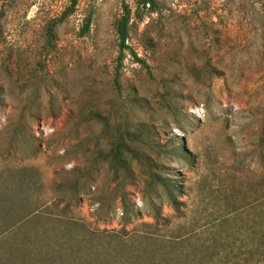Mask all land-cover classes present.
I'll return each instance as SVG.
<instances>
[{"label": "rangeland", "instance_id": "rangeland-1", "mask_svg": "<svg viewBox=\"0 0 264 264\" xmlns=\"http://www.w3.org/2000/svg\"><path fill=\"white\" fill-rule=\"evenodd\" d=\"M123 3L136 10L79 0L50 44L72 0H0V197L14 202L0 207V256L31 240L69 249L61 264H176L171 250L264 264V0H156L128 40L148 67L118 58ZM120 125L125 164L111 158ZM152 166L179 185V209Z\"/></svg>", "mask_w": 264, "mask_h": 264}, {"label": "trees", "instance_id": "trees-1", "mask_svg": "<svg viewBox=\"0 0 264 264\" xmlns=\"http://www.w3.org/2000/svg\"><path fill=\"white\" fill-rule=\"evenodd\" d=\"M137 7L136 10L133 11L131 6L128 3H123V14L116 22V28L119 38V60L123 61V59L126 57V51H129L136 61L140 62L144 66L148 67L147 61L143 58H141L137 52L128 44V40L130 38V32H131V26L133 23V17L135 16L138 20L142 21L144 17L155 11L156 7V0H135ZM79 0H72V5L68 10V13L64 14L59 20H54L48 25L47 29V35L49 38V43L51 44L56 36L55 34V28L59 24V22L64 21L69 13H72L75 11L76 6L78 5ZM59 21V22H58ZM92 21V15L89 17L88 22L86 24V32L87 33L90 30V25ZM203 69V70H202ZM199 68V73L201 77H205V79H208V73L210 72L209 67H203ZM205 75V76H204ZM123 125H120V128L118 129L119 138L117 140L116 145L112 148L111 151V158L112 160L125 164L126 159L125 155L127 153H134L133 148L129 145V141L131 138V134L125 130H123ZM178 152H180L182 155H184L188 160L192 159V154L186 147V141L184 139L178 140L177 146H176ZM151 168H157L156 166H152ZM152 180L162 186H164L165 190L167 191V194L170 198L171 203L175 206L176 209H179L180 201L177 199L175 192L179 188V185L175 183L172 179L170 180L169 175L165 176L161 174L158 171V168L155 170V172L150 171ZM3 194L0 197V207L1 209L5 208L7 203H2L4 200L9 203L8 200H10L9 197H11V194ZM15 194H12V197L14 198ZM17 198V197H15ZM9 208H5V215H8L10 211L14 207V202H11L9 205ZM30 240V239H28ZM90 240L86 238H82L80 240V243L87 244ZM86 242V243H85ZM30 245V246H29ZM52 248V247H50ZM208 248V247H207ZM207 248H202L204 251H207ZM25 250H29V254L25 252ZM40 248L33 245L30 241L24 240V243H15L12 247L11 252L8 255H2L0 256V264H61L63 258L68 255L69 249L63 247L62 245H57L52 250H47V252H40ZM72 255L74 256L73 261L74 263H79L83 259L82 253L80 254L79 250H71ZM194 252V251H193ZM97 250H94V254H97ZM105 252L102 251L101 254L98 255V260L102 259V255L104 258ZM205 253V252H204ZM101 255V256H100ZM111 258L107 259L110 260V264H145L144 258L141 253L137 254H123L122 252H117L113 254H108ZM177 256L178 262L176 264H189L190 262H195L199 257V254L197 253H189L179 251V252H173L172 250L168 253L164 254L162 256L163 262L165 259L173 260ZM15 258V259H14ZM14 259V260H13ZM91 264H97L94 262L93 259H91ZM152 264H162L160 261H157L156 263Z\"/></svg>", "mask_w": 264, "mask_h": 264}]
</instances>
